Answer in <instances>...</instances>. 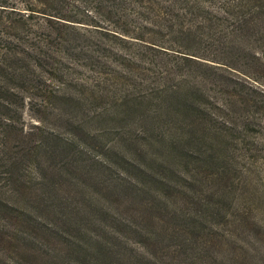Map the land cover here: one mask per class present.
I'll return each mask as SVG.
<instances>
[{
  "label": "trees",
  "instance_id": "16d2710c",
  "mask_svg": "<svg viewBox=\"0 0 264 264\" xmlns=\"http://www.w3.org/2000/svg\"><path fill=\"white\" fill-rule=\"evenodd\" d=\"M96 2L116 18L110 34L118 46L83 45V67L93 74L83 82V104L100 100L101 115L110 121L134 115L144 129L111 144L95 141L96 155L70 132L35 124L41 137L31 138L32 130L14 122L10 97L34 86L43 48L36 41L22 47L30 15L3 23L0 247L20 248L31 264H207L206 257L209 264H229L221 247L238 237L210 220L219 190L203 185L211 166L220 168L218 175L224 170L229 113L259 104L251 94L235 99L239 95L228 91L245 87L234 75L258 80L256 72L264 69V0ZM216 93L228 97L216 99ZM68 120L66 126L85 128L84 120L83 128ZM182 160L191 166L188 173L178 169ZM183 185L195 189L187 205ZM224 214L228 218L229 210ZM243 223L225 222L232 228ZM260 242L252 239L249 246L258 251L254 264L261 262Z\"/></svg>",
  "mask_w": 264,
  "mask_h": 264
},
{
  "label": "rangeland",
  "instance_id": "374dc122",
  "mask_svg": "<svg viewBox=\"0 0 264 264\" xmlns=\"http://www.w3.org/2000/svg\"><path fill=\"white\" fill-rule=\"evenodd\" d=\"M36 1L0 0V27L6 25L3 23L18 21L30 15L23 31L25 34L28 32L30 34L22 35L24 36L22 47H28L24 44L25 42L36 41L43 48L40 52L42 58H39L43 66L38 64L37 71L31 76L34 79V86L26 92H21L19 96L10 97L12 100H9L12 102L10 114L14 116V122L19 126L23 124L28 131L32 130L30 137L35 140L41 137L38 131L36 134L33 131L35 124L64 131L67 135L72 133L71 135L85 143L84 145L95 155L100 150L95 141L98 143L101 140L111 144L127 132L134 134L143 131L142 124L134 121L137 118L134 115L128 116V121L120 120L119 116L117 120L110 121L105 117L107 114L101 115L105 110V103L102 101L97 102L91 99L83 104V98L87 96L83 82L93 75L91 70L83 67V45L92 47L103 45L115 51L118 41L110 32L117 25L116 18L110 17L108 12L101 10L96 0H41L43 4ZM75 21H86L91 24ZM14 43L20 44L17 36ZM21 53L25 54L23 51ZM93 54L98 56L95 51ZM105 54L109 61L113 60L112 55H108V51ZM27 64L29 66V63ZM32 65L30 64V67ZM256 75L258 80L232 75L235 81L244 84L245 87L236 85V90L230 88L228 92L237 93L239 96H235V99L251 94L256 97L259 104L258 107L245 110L243 113H229L232 119L230 123L232 130L226 132L228 150L223 154L226 155L223 156L224 170L218 175L217 171L220 168L211 166L208 173L209 180L203 185L211 191L219 190L216 193L218 197L215 196L213 199L216 212L211 210L210 220L221 224L224 229L222 232L235 236L234 239L238 237V242L231 243L229 240L225 246L221 247L222 250L229 251L228 254L226 253L229 264H254L252 254H258V251L253 252L249 248L252 239L261 241L257 259L261 260L259 264H264V69L256 72ZM251 84L257 88L256 91L249 87ZM212 95L216 99L228 97L226 93ZM15 97L17 101H13ZM138 110L141 113L144 112L143 109ZM124 115L126 117L128 114ZM244 117L248 119L243 121ZM67 118L80 124L81 128H83L84 120L85 128L66 126ZM108 125L109 129H107ZM93 136H95L94 139ZM86 141L89 143L87 144ZM166 153L170 154V151L167 150ZM91 157L94 156L91 155ZM113 163L119 169H124L121 164L115 161ZM221 165L218 161L217 166L221 167ZM190 168L191 166H188L185 160H182L178 167L185 173H188ZM180 182L184 181L180 179ZM58 183L62 182L59 180ZM183 186L187 192L185 199V205H187L186 200H190L189 191L195 192V189L190 185ZM208 198L211 203L212 194ZM170 199L178 203L176 199L171 197ZM121 208L125 210L124 205ZM218 209H221L220 213L217 212ZM224 209L229 210L228 218L225 217ZM238 218L244 221L239 228H232L225 224ZM255 223L258 225L255 226ZM27 256L28 254H23L20 248L15 250L7 246L0 247V264H31ZM211 260L210 257L205 258L207 264Z\"/></svg>",
  "mask_w": 264,
  "mask_h": 264
}]
</instances>
